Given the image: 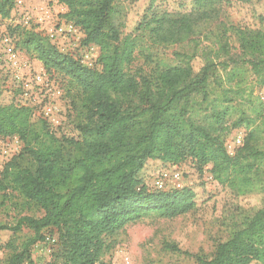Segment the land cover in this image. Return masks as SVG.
Returning a JSON list of instances; mask_svg holds the SVG:
<instances>
[{
	"label": "trees",
	"instance_id": "16d2710c",
	"mask_svg": "<svg viewBox=\"0 0 264 264\" xmlns=\"http://www.w3.org/2000/svg\"><path fill=\"white\" fill-rule=\"evenodd\" d=\"M149 1L151 10L155 0ZM225 1L192 0V14L151 13L137 29L147 31L155 43H180L193 34L200 21L215 19ZM57 2L67 8L66 22L83 34L77 49L98 48L97 67H84L73 51H60L41 33L23 32L19 44L31 50L44 72L67 77L68 87L74 89L67 95L76 113L78 136L57 137L43 115L5 100L0 90V138L16 136L23 145L4 165L0 189L12 187L43 211L40 217L21 216L14 224L0 223V233L11 236L23 228L32 231L17 249L8 245L14 252L3 264H33L30 249L44 240L45 230H55L58 241L49 264H109L103 261L111 248L106 239L127 225L151 214L171 219L196 208L192 187L149 191L143 175L148 163L178 165L189 159L199 173L211 165L214 180L232 186L237 182L242 193L250 183L245 173L262 159L261 152L247 143L255 139L253 134L229 156L215 137V129L205 125L210 117L197 119L216 101L209 98L215 63L202 62L196 73L191 64L196 57L185 56L184 65L164 67L155 77L137 81L125 73L133 61L137 37L120 39L116 0ZM13 6V0H0V16L9 17ZM231 28L240 49L238 61L264 85V30ZM218 35L216 58L219 53L228 54L227 44ZM219 65L227 69L231 63ZM237 69L230 70L228 81L243 70ZM232 88L236 94L243 90L239 82L223 91V103L231 102L226 95ZM213 108L211 118L217 126L228 107L216 113L215 105ZM241 122L237 120L233 126ZM195 259V264H264V204L243 228L219 243L210 258L196 255Z\"/></svg>",
	"mask_w": 264,
	"mask_h": 264
},
{
	"label": "rangeland",
	"instance_id": "374dc122",
	"mask_svg": "<svg viewBox=\"0 0 264 264\" xmlns=\"http://www.w3.org/2000/svg\"><path fill=\"white\" fill-rule=\"evenodd\" d=\"M14 6L7 18L0 16V90L5 100L16 104L32 107L34 114L44 115L51 131L57 137L78 136L75 127L74 106L68 98V78L52 72L46 74L35 55L19 44L23 32L41 33L51 44L48 32L56 26H63L67 19L64 14L67 8L57 0H13ZM151 10L149 0H116L114 4L120 26V39L130 35L137 37V48L132 63L125 68V73L137 81L140 78L155 77L164 67L184 65L185 56H195L191 62L197 73L202 62L215 63L214 74L209 80V98L215 101V113L225 111L220 124L215 126L211 115L214 111L209 106L201 111L197 119L202 121V115H208L205 125L215 129L214 135L219 138L222 147L227 151L228 144L236 136L246 143L248 135L255 139L247 142L262 154V159L254 163L250 178L244 192L238 191L239 183L232 186L229 183L220 184L210 173L211 165L199 173L193 162L187 159L178 164L161 165L148 163L143 171L144 185L149 191L154 190V182L161 171L177 168L182 174L184 187H192L196 192V208L188 213L171 219H165L155 214L142 217L127 225L122 231L106 239L111 245L103 256V261L109 264H195V256L210 258L216 246L226 241L236 230L243 228L247 220L264 204V85L258 84L249 68L240 61V49L231 27L240 26L249 29L264 30V0H227L218 7V15L213 20L200 21L193 34L185 41L174 44L155 43L147 31L138 30L144 17L151 13L182 15L194 13L192 0H155ZM20 25V26H17ZM71 50L79 57L82 49L77 46L83 38L79 28H76ZM225 30L224 35L222 34ZM27 32V33H28ZM221 36L222 43L227 44L228 54L216 53L219 49L215 35ZM218 35V36H219ZM8 41L15 49L17 65L13 67L6 60L3 43ZM68 38L58 42L66 43ZM93 48L98 52V48ZM230 59V60H229ZM232 59V60H231ZM231 63L224 69L219 63ZM244 66V67H243ZM99 67V65H98ZM241 71L234 79L228 81V73L232 68ZM43 74V83L35 80L38 74ZM18 75L19 81L15 78ZM241 82L243 89L240 94L234 91L227 93L230 103H223V91L229 90ZM257 98V99H256ZM259 98V99H258ZM209 99V100H210ZM262 102V106L259 105ZM77 105V100H74ZM51 113L45 115V109ZM257 111L259 114H257ZM242 124L234 127L237 120ZM242 143V145H243ZM241 145V146H242ZM22 143L16 136L0 138V173L13 156L22 149ZM240 146V147H241ZM239 147L235 149L234 154ZM247 161H251L249 157ZM43 211L34 204L25 201L12 187L0 189V223L14 224L21 216H42ZM44 240L36 243L30 249L33 264H49L52 254L58 248L55 230H45ZM32 236V231L23 228L15 236L0 233V264H3L14 252L8 245H19ZM176 249V250H174ZM256 264V263H251Z\"/></svg>",
	"mask_w": 264,
	"mask_h": 264
},
{
	"label": "built area",
	"instance_id": "2783aa9c",
	"mask_svg": "<svg viewBox=\"0 0 264 264\" xmlns=\"http://www.w3.org/2000/svg\"><path fill=\"white\" fill-rule=\"evenodd\" d=\"M76 29L73 24H63V26H56L53 29H50V31L47 33L48 38L51 41H54L57 43V47L59 48L60 51L66 52L71 50V40H73L74 33ZM61 38H68L67 45L66 43L58 42L59 39ZM4 46V53L6 55V60L8 63H10L13 67L17 65V56L15 53L14 47L8 42L5 41L3 43ZM99 53L93 48V47H88L85 49H82L81 52L79 53V62L81 65L88 69H92L97 67V60H98ZM1 60V57H0ZM15 78L16 80L19 81V77L16 74ZM35 80L39 82L40 84L43 83V74L40 73L36 76ZM51 113L50 108L45 109V115H49ZM44 116V115H43ZM243 143V138L241 136H236L233 138V140L228 144L227 151L228 155L232 156L234 155L235 149L237 147H240ZM154 190L156 191H168V190H178L182 189L184 187L183 185V179H182V174L180 171L175 167V168H170L166 169L164 171H161L155 182H154Z\"/></svg>",
	"mask_w": 264,
	"mask_h": 264
}]
</instances>
